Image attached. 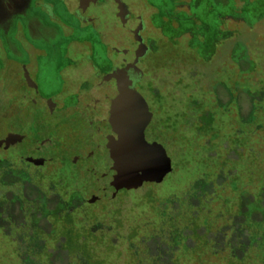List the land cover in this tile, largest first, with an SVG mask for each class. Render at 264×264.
<instances>
[{"label":"rangeland","instance_id":"rangeland-1","mask_svg":"<svg viewBox=\"0 0 264 264\" xmlns=\"http://www.w3.org/2000/svg\"><path fill=\"white\" fill-rule=\"evenodd\" d=\"M11 1L10 12L0 0V188H14L0 264H264V0L155 15L147 55L142 20L127 25L119 4L83 25L77 0ZM168 2L133 0L146 17ZM36 3L75 24L52 37L56 51L28 36ZM75 134L85 162L59 143Z\"/></svg>","mask_w":264,"mask_h":264},{"label":"flooded vegetation","instance_id":"flooded-vegetation-1","mask_svg":"<svg viewBox=\"0 0 264 264\" xmlns=\"http://www.w3.org/2000/svg\"><path fill=\"white\" fill-rule=\"evenodd\" d=\"M5 1H6V7L8 8V10H10V12L14 11L15 7L13 5V2L11 0H5ZM61 1H64L66 3V0H61ZM136 1L137 2L139 1L141 4H143L144 2V0H136ZM232 1L233 0H231V2ZM234 1L236 3V0ZM107 4H110L113 6H117L119 4L120 6H122L123 9L125 10V14L127 15L126 16L127 25H129L132 28H136L138 24L141 23V20H142L143 24H142V30L140 34H141V37L143 38V42L148 47L146 55L148 54V52L151 50L152 47H151V38L145 36L144 31L146 34V33H149L148 32L149 30L150 31H152L153 29L156 30L157 25L154 21L153 16L161 15L162 18H164L167 15L168 17L177 18V19H181L182 17L185 19L192 18L191 8L193 7H191L190 0H169V2L165 4H171V7L166 8L167 10L165 12L160 10V8H158L155 5L148 6L147 13L150 16H147V17L142 13L143 10L141 11L140 10L141 8L138 9V7H136L134 9L133 0H109L106 3H105V0H77L76 7H74V9L72 10L70 9L69 11L71 12V15H73V17L76 19V21H79L83 25H88L95 21L96 13L98 12V10L103 8ZM236 5L238 6V8H240L238 4ZM35 6H39L40 13L36 11V13H32L31 15H29L27 12L28 10H27L25 11V14H22L26 16L24 17L26 19V31L28 32V36L30 39H32V41L36 42L38 40L40 42H43V45L50 47L51 49L56 51L58 50L59 44H61V42L63 41L55 42L52 39V37L57 35V33H60L62 38L64 37L70 38L72 36V33L70 32H72V30L75 29L74 28L75 24L74 23L72 24L70 21H66L64 19H62V22H61V17L57 15L56 9L50 7V5L49 7L47 5L40 6V4L38 5V3H36ZM181 14L183 15L181 16ZM58 22L59 23L61 22L60 23L61 25H59ZM70 42H67L68 46L71 45ZM35 48L37 49L38 47H35ZM9 52L12 53L14 56V58L12 59H14L15 61L19 60L16 57H19L20 48L16 47L14 43H10ZM83 59L85 61L86 60L89 61V59H92V58L84 57ZM95 65L96 64L94 61L91 62L92 69H95L97 71L98 67H96ZM124 66L125 64H122L120 67L125 69L126 67L124 68ZM116 70H117V67L114 69V71ZM127 70H128L127 75L130 76L131 80L135 81V83L137 81H142L146 75V72H144V70L142 71L132 65H128ZM86 101L92 105L93 109H95L96 106L93 105L95 104V102L94 103L91 102L90 99H87ZM40 124H42V122H40L39 125ZM59 143L63 147V151H65L66 154H69L70 152H72L73 156L79 157V159L83 160L84 162L86 161V159H84L85 157L81 158L83 157L82 151L78 146L76 134L64 136L59 141ZM64 145L66 146L64 147ZM35 146L37 149V153H34V155L37 154V156H41L42 154L40 153L41 151L39 150L38 144H36ZM8 162L9 164H12L11 160ZM87 170H90V169L88 168ZM28 172H31V171H28ZM32 173H37V172L34 171ZM11 190L14 191V188L12 189L10 186L0 188V204H1L2 199L5 197V195ZM30 257H33V256L28 255L27 259L23 263L31 264V262L32 263L36 262V264H39L37 262L38 261L37 259L33 261L32 258Z\"/></svg>","mask_w":264,"mask_h":264},{"label":"water","instance_id":"water-1","mask_svg":"<svg viewBox=\"0 0 264 264\" xmlns=\"http://www.w3.org/2000/svg\"><path fill=\"white\" fill-rule=\"evenodd\" d=\"M124 70V69H123ZM115 75H117L118 76V78H121V81L123 82V84H124V90H123V94H124V96L126 97V98H128V99H131V98H133L132 96L133 95H131V94H129L128 92L126 93V91H127V89H126V87L129 85V83H130V80L127 78V75L126 76H123V73H122V70L120 69V70H116V71H114L113 72Z\"/></svg>","mask_w":264,"mask_h":264}]
</instances>
